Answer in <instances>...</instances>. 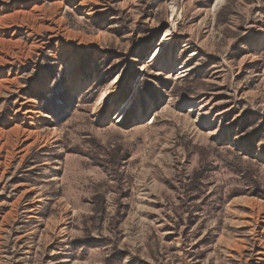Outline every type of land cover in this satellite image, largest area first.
Listing matches in <instances>:
<instances>
[{"label": "rangeland", "instance_id": "374dc122", "mask_svg": "<svg viewBox=\"0 0 264 264\" xmlns=\"http://www.w3.org/2000/svg\"><path fill=\"white\" fill-rule=\"evenodd\" d=\"M34 107L0 264H264V0H0V143Z\"/></svg>", "mask_w": 264, "mask_h": 264}, {"label": "bare ground", "instance_id": "6f19581e", "mask_svg": "<svg viewBox=\"0 0 264 264\" xmlns=\"http://www.w3.org/2000/svg\"><path fill=\"white\" fill-rule=\"evenodd\" d=\"M78 6V5H77ZM92 14V13H91ZM53 22V21H52ZM167 63V62H166ZM167 65V64H166ZM170 66V65H169ZM168 68V67H167ZM74 88H77V87H74ZM79 88H81V87H79ZM79 88H77V89H75V90H78ZM136 91V90H135ZM131 104V100L130 99H128V102L126 103V104H124L122 107H121V109H120V111H119V113H118V116H117V118L119 119V117H121V115L128 109V106ZM25 109V106H21V109H18V110H16L15 111V117H16V113L17 112H19L20 110H22V109ZM34 109H35V107H34ZM102 110V109H101ZM26 111V110H25ZM28 112L30 113L29 115V120H30V122L28 123V127H26V128H23V127H19V126H17V125H15L13 128H10L11 130L7 133H4L6 136H7V138H6V140L3 142V143H0V154H1V152L2 151H5V148H6V150L8 149V148H11V146L12 145H14L13 144V142L11 143V140H9V139H11L10 138V136L12 135V134H14V136H15V138L17 137L18 139L20 138V137H24V138H29L31 135H35L34 133H35V130H34V125H35V123H36V119L37 118H39V114H40V111H39V109L37 108V109H35V110H28ZM104 112V111H103ZM103 112H100V114H102ZM99 113V112H98ZM208 112H207V110H206V114H207ZM25 114V113H24ZM205 117V116H204ZM195 121H196V123H198V124H201V125H205V126H207L209 123L208 122H204V120L202 119V117L200 116V115H196V117H195ZM211 124V123H210ZM27 126V125H26ZM3 131H5V130H3ZM14 138V139H15ZM21 139V138H20ZM1 140V139H0ZM2 142V141H1ZM8 152L9 151H6V155H8ZM12 152V151H11ZM257 157L259 158V159H261V158H263L260 154L259 155H257ZM4 163V162H3ZM3 163H2V165H3ZM239 224H240V222H239Z\"/></svg>", "mask_w": 264, "mask_h": 264}, {"label": "trees", "instance_id": "16d2710c", "mask_svg": "<svg viewBox=\"0 0 264 264\" xmlns=\"http://www.w3.org/2000/svg\"><path fill=\"white\" fill-rule=\"evenodd\" d=\"M42 103V109L44 110L45 108V102L41 100ZM114 159L117 157V154H114ZM116 160V159H115ZM103 196L101 194H96L95 196L92 197V202L94 204V209L95 211H102L103 208Z\"/></svg>", "mask_w": 264, "mask_h": 264}]
</instances>
